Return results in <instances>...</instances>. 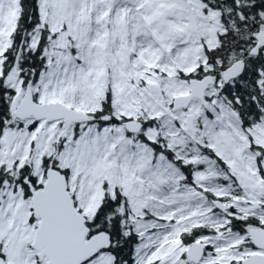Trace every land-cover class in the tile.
Returning a JSON list of instances; mask_svg holds the SVG:
<instances>
[{"label": "snow or ice", "instance_id": "obj_1", "mask_svg": "<svg viewBox=\"0 0 264 264\" xmlns=\"http://www.w3.org/2000/svg\"><path fill=\"white\" fill-rule=\"evenodd\" d=\"M0 264H264V0H0Z\"/></svg>", "mask_w": 264, "mask_h": 264}]
</instances>
